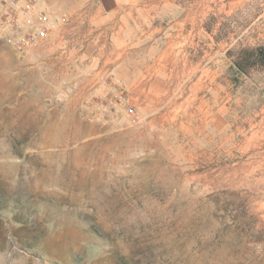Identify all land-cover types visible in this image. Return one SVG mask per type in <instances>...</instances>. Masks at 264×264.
Returning <instances> with one entry per match:
<instances>
[{
    "label": "rangeland",
    "instance_id": "1",
    "mask_svg": "<svg viewBox=\"0 0 264 264\" xmlns=\"http://www.w3.org/2000/svg\"><path fill=\"white\" fill-rule=\"evenodd\" d=\"M263 4L230 18L256 22L236 30L244 38L264 39ZM31 50L21 55L0 31V187L24 208L5 217L28 219L11 232L37 241L25 249L10 233L0 264H264V88L231 68L240 87L228 113L214 110L211 124L193 100L180 117L188 128L149 137L68 109L53 64ZM262 75L249 79L264 85Z\"/></svg>",
    "mask_w": 264,
    "mask_h": 264
},
{
    "label": "crops",
    "instance_id": "2",
    "mask_svg": "<svg viewBox=\"0 0 264 264\" xmlns=\"http://www.w3.org/2000/svg\"><path fill=\"white\" fill-rule=\"evenodd\" d=\"M251 1L46 0L67 21L28 54L37 65L53 64L64 105L83 119L131 129L125 113L92 106L96 97L122 92L137 109L135 126L149 137H171L177 125L188 128L180 117L193 100L205 102L211 124L214 110L229 112L231 90L240 86L231 81L227 52L239 42L264 43L236 31L255 30L256 22L244 28L230 23ZM256 15L264 16V7Z\"/></svg>",
    "mask_w": 264,
    "mask_h": 264
},
{
    "label": "built area",
    "instance_id": "3",
    "mask_svg": "<svg viewBox=\"0 0 264 264\" xmlns=\"http://www.w3.org/2000/svg\"><path fill=\"white\" fill-rule=\"evenodd\" d=\"M66 21L67 16L53 13L46 0H0L1 36L23 56L48 40ZM92 104L98 110L110 108L117 114L125 113L133 124L138 122L137 109L125 93L110 92L96 97Z\"/></svg>",
    "mask_w": 264,
    "mask_h": 264
},
{
    "label": "trees",
    "instance_id": "4",
    "mask_svg": "<svg viewBox=\"0 0 264 264\" xmlns=\"http://www.w3.org/2000/svg\"><path fill=\"white\" fill-rule=\"evenodd\" d=\"M227 55L233 63V69L241 76L250 77L253 72H259L264 75V43L252 45L250 43L239 42L237 46L232 47L227 52ZM1 189L0 187V250L6 248L7 243L10 242V233H12L15 242L23 248H35L37 246V241H20V235L11 232L14 229L17 231L25 229L28 224V219L24 222L18 215H13L11 218L5 217V212L10 208L11 204L20 212H22L24 208L17 205L19 203L18 200L13 201L9 205L6 199V192ZM31 222L34 223L33 221Z\"/></svg>",
    "mask_w": 264,
    "mask_h": 264
}]
</instances>
